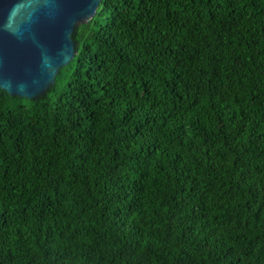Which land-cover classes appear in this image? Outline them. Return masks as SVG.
<instances>
[{
    "label": "trees",
    "instance_id": "16d2710c",
    "mask_svg": "<svg viewBox=\"0 0 264 264\" xmlns=\"http://www.w3.org/2000/svg\"><path fill=\"white\" fill-rule=\"evenodd\" d=\"M73 41L0 90V264H264V0H102Z\"/></svg>",
    "mask_w": 264,
    "mask_h": 264
},
{
    "label": "water",
    "instance_id": "95a60500",
    "mask_svg": "<svg viewBox=\"0 0 264 264\" xmlns=\"http://www.w3.org/2000/svg\"><path fill=\"white\" fill-rule=\"evenodd\" d=\"M102 0H0V90L35 100L75 56L73 33Z\"/></svg>",
    "mask_w": 264,
    "mask_h": 264
}]
</instances>
